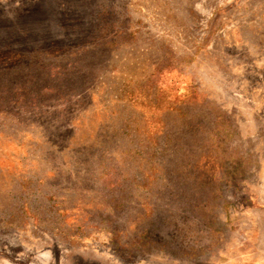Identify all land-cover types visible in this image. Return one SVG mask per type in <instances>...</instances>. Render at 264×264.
Returning a JSON list of instances; mask_svg holds the SVG:
<instances>
[{"label": "rangeland", "instance_id": "rangeland-1", "mask_svg": "<svg viewBox=\"0 0 264 264\" xmlns=\"http://www.w3.org/2000/svg\"><path fill=\"white\" fill-rule=\"evenodd\" d=\"M0 264H264V0H0Z\"/></svg>", "mask_w": 264, "mask_h": 264}]
</instances>
